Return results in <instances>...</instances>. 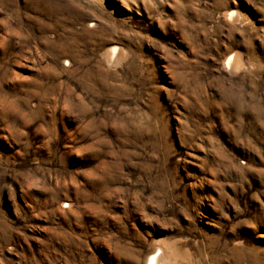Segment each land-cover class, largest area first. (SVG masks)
<instances>
[{"label": "rangeland", "instance_id": "1", "mask_svg": "<svg viewBox=\"0 0 264 264\" xmlns=\"http://www.w3.org/2000/svg\"><path fill=\"white\" fill-rule=\"evenodd\" d=\"M153 255L264 264V0H0V264Z\"/></svg>", "mask_w": 264, "mask_h": 264}, {"label": "bare ground", "instance_id": "2", "mask_svg": "<svg viewBox=\"0 0 264 264\" xmlns=\"http://www.w3.org/2000/svg\"><path fill=\"white\" fill-rule=\"evenodd\" d=\"M114 52L115 49L112 50V54H114ZM234 59H235L234 57H229L227 60V65L232 66L235 63ZM147 264H161L160 255H153L152 257H150Z\"/></svg>", "mask_w": 264, "mask_h": 264}]
</instances>
